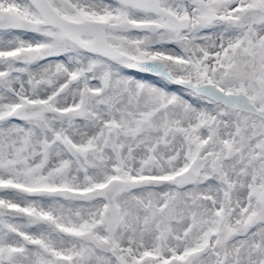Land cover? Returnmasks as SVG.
<instances>
[{
    "label": "snow or ice",
    "instance_id": "obj_1",
    "mask_svg": "<svg viewBox=\"0 0 264 264\" xmlns=\"http://www.w3.org/2000/svg\"><path fill=\"white\" fill-rule=\"evenodd\" d=\"M0 264H264V0H0Z\"/></svg>",
    "mask_w": 264,
    "mask_h": 264
}]
</instances>
